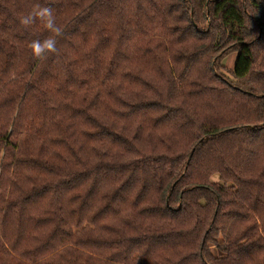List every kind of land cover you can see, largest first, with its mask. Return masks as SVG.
I'll return each instance as SVG.
<instances>
[{
    "label": "trees",
    "instance_id": "16d2710c",
    "mask_svg": "<svg viewBox=\"0 0 264 264\" xmlns=\"http://www.w3.org/2000/svg\"><path fill=\"white\" fill-rule=\"evenodd\" d=\"M0 264H264V0H0Z\"/></svg>",
    "mask_w": 264,
    "mask_h": 264
},
{
    "label": "clouds",
    "instance_id": "9594fccd",
    "mask_svg": "<svg viewBox=\"0 0 264 264\" xmlns=\"http://www.w3.org/2000/svg\"><path fill=\"white\" fill-rule=\"evenodd\" d=\"M19 24L24 30H29L33 25L40 23L49 35L43 40H33L29 44L32 55L41 60L59 54L58 43L64 36V28L57 22V16L50 7L36 5L30 12L20 16Z\"/></svg>",
    "mask_w": 264,
    "mask_h": 264
},
{
    "label": "rangeland",
    "instance_id": "374dc122",
    "mask_svg": "<svg viewBox=\"0 0 264 264\" xmlns=\"http://www.w3.org/2000/svg\"><path fill=\"white\" fill-rule=\"evenodd\" d=\"M236 56L237 55L231 56V58L229 60V67H232L235 64V61L234 60L236 59ZM233 62H234V64H233Z\"/></svg>",
    "mask_w": 264,
    "mask_h": 264
}]
</instances>
